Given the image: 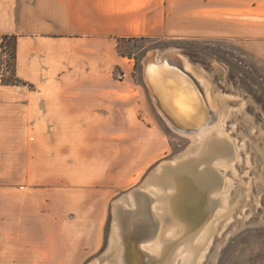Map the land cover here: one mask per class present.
Listing matches in <instances>:
<instances>
[{
  "label": "rangeland",
  "instance_id": "rangeland-1",
  "mask_svg": "<svg viewBox=\"0 0 264 264\" xmlns=\"http://www.w3.org/2000/svg\"><path fill=\"white\" fill-rule=\"evenodd\" d=\"M248 15L196 13L187 37L115 42L118 64L110 81L100 82L111 91L110 123L45 126L57 131L49 148L67 145L71 152H27L26 141L16 138L26 126L0 124V264H118L109 252L115 202L192 146L158 114L144 80L151 54L171 49L204 69L216 93L229 98L231 116L220 130L238 154L232 170L216 173L231 218L217 222L196 263L264 264V47L219 23ZM1 42L0 84L12 80L14 65ZM141 254L145 264L147 253Z\"/></svg>",
  "mask_w": 264,
  "mask_h": 264
},
{
  "label": "crops",
  "instance_id": "crops-1",
  "mask_svg": "<svg viewBox=\"0 0 264 264\" xmlns=\"http://www.w3.org/2000/svg\"><path fill=\"white\" fill-rule=\"evenodd\" d=\"M208 12L249 14L219 23L264 47V0H0V36H18L16 71L29 84H0V124L26 126L15 135L27 152H71L52 151L57 131L45 126L110 123L111 91L100 82L118 64L115 42L187 37L192 14Z\"/></svg>",
  "mask_w": 264,
  "mask_h": 264
},
{
  "label": "bare ground",
  "instance_id": "bare-ground-1",
  "mask_svg": "<svg viewBox=\"0 0 264 264\" xmlns=\"http://www.w3.org/2000/svg\"><path fill=\"white\" fill-rule=\"evenodd\" d=\"M143 75L158 114L171 130L191 139L192 146L115 202L109 252L118 264H143L142 252L147 253L145 264H176L180 255L183 264H197L217 222L231 213L216 175L219 168L232 170L238 157L232 139L220 130L232 110L229 98L217 94L212 76L177 49L151 54Z\"/></svg>",
  "mask_w": 264,
  "mask_h": 264
},
{
  "label": "trees",
  "instance_id": "trees-1",
  "mask_svg": "<svg viewBox=\"0 0 264 264\" xmlns=\"http://www.w3.org/2000/svg\"><path fill=\"white\" fill-rule=\"evenodd\" d=\"M2 42L1 47L2 49L7 50V55L10 56L12 59L14 65L13 69L10 73L11 79L10 81L5 80V78H2V84L5 86H28L29 84L22 79H20L17 75V44H18V36L17 35H3L0 36ZM7 42V44H5Z\"/></svg>",
  "mask_w": 264,
  "mask_h": 264
}]
</instances>
